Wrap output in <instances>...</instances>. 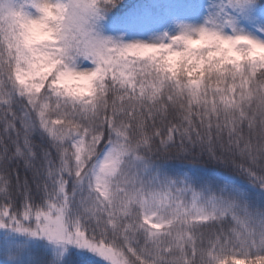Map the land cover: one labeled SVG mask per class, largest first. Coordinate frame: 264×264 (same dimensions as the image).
<instances>
[{
	"label": "snow or ice",
	"instance_id": "6c2138e0",
	"mask_svg": "<svg viewBox=\"0 0 264 264\" xmlns=\"http://www.w3.org/2000/svg\"><path fill=\"white\" fill-rule=\"evenodd\" d=\"M0 264H264V0H0Z\"/></svg>",
	"mask_w": 264,
	"mask_h": 264
},
{
	"label": "trees",
	"instance_id": "16d2710c",
	"mask_svg": "<svg viewBox=\"0 0 264 264\" xmlns=\"http://www.w3.org/2000/svg\"><path fill=\"white\" fill-rule=\"evenodd\" d=\"M138 2H140V0H126V3H128V4H135Z\"/></svg>",
	"mask_w": 264,
	"mask_h": 264
}]
</instances>
